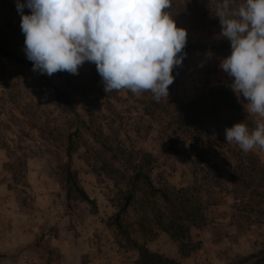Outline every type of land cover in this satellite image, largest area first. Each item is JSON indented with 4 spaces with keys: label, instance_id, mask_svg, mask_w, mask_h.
<instances>
[{
    "label": "rangeland",
    "instance_id": "rangeland-1",
    "mask_svg": "<svg viewBox=\"0 0 264 264\" xmlns=\"http://www.w3.org/2000/svg\"><path fill=\"white\" fill-rule=\"evenodd\" d=\"M187 1L171 0L167 10L177 27L186 29V45L230 43L220 35V24L207 25L173 11ZM219 2L200 0L199 5L209 10ZM16 3L0 0V45L30 61ZM230 54H186L173 69L167 98L159 102L150 91L139 96L130 90L106 93L91 62L80 66L78 74L49 76L0 58V264H134L136 252L106 221L131 189L132 170L125 162L135 165L145 158L152 161V185L192 190L206 222L189 229L193 251L179 256L158 225L168 221L165 206L137 185L120 216L128 238L177 264H251L238 261L264 249V200L258 204L230 183L236 154L255 155L264 171V150L245 153L226 142V128L243 122L251 130L260 120L248 113V101L232 90L233 78L220 67ZM219 83L227 84L238 104L218 115L220 142L200 134L191 141L175 135V107ZM169 142L178 153L167 151ZM67 148L70 169L94 201L93 209L78 199H64L61 169Z\"/></svg>",
    "mask_w": 264,
    "mask_h": 264
},
{
    "label": "clouds",
    "instance_id": "clouds-1",
    "mask_svg": "<svg viewBox=\"0 0 264 264\" xmlns=\"http://www.w3.org/2000/svg\"><path fill=\"white\" fill-rule=\"evenodd\" d=\"M16 7L33 71L75 75L91 62L106 93L150 91L159 102L186 55L187 31L167 11L171 0H17ZM216 16L231 46L220 67L248 113L260 118L251 130L243 122L226 128V142L245 153L264 150V0H220Z\"/></svg>",
    "mask_w": 264,
    "mask_h": 264
},
{
    "label": "trees",
    "instance_id": "trees-1",
    "mask_svg": "<svg viewBox=\"0 0 264 264\" xmlns=\"http://www.w3.org/2000/svg\"><path fill=\"white\" fill-rule=\"evenodd\" d=\"M200 0H188L184 7L173 8L178 16L190 17L197 22L207 25L220 24L219 17L214 16L216 11L214 5L209 10L199 5ZM240 3V2H237ZM190 5V8H189ZM184 9V10H183ZM24 14H30V9L24 7ZM21 15H19L20 25ZM231 50L230 43L224 46L214 45H191L185 46V54L194 53L197 55H217L224 51ZM1 59H15L17 63L32 70V62L16 58L8 53L0 45ZM56 96L60 98L55 90ZM237 102L233 92L227 84L219 83L217 86L204 88L194 100L185 104H178L171 118L173 133L182 139L191 141L193 135H202L209 140H218L220 142L219 128L221 121L218 117L220 112L233 111L237 108ZM222 129V128H221ZM188 136L189 138H186ZM167 151L178 153V149L172 148L171 142L168 143ZM66 163L61 169L64 189V199L68 203L72 198L78 199L94 208V201L86 195L83 189L78 185L75 174L71 171L70 148L65 152ZM238 162L233 166V175L230 185L234 191H245L251 199H257L260 204L264 200V171L260 166L258 158L252 154H236ZM131 166L130 192L125 196L122 206L118 211L106 221L107 227H111L115 234L130 245L136 252L134 264H177L174 260L159 254L149 252L145 247L132 242L121 223V214L125 211L132 199V192L137 185H142L146 190L148 198H158L165 206L168 213V221L159 223L160 231L165 233L175 244L176 252L179 256L186 257L193 251V244L190 241L188 232L190 228L205 226V218L202 216V204L197 195L188 188L168 190L162 187H154L149 178L152 167L150 158H145L135 165L125 162ZM191 191V192H190ZM2 257V256H0ZM251 261V264H264V249L257 254H251L242 257L238 262L244 263Z\"/></svg>",
    "mask_w": 264,
    "mask_h": 264
},
{
    "label": "crops",
    "instance_id": "crops-1",
    "mask_svg": "<svg viewBox=\"0 0 264 264\" xmlns=\"http://www.w3.org/2000/svg\"><path fill=\"white\" fill-rule=\"evenodd\" d=\"M44 197V196H43Z\"/></svg>",
    "mask_w": 264,
    "mask_h": 264
}]
</instances>
